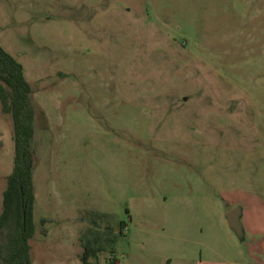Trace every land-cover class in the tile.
<instances>
[{
    "label": "rangeland",
    "instance_id": "rangeland-1",
    "mask_svg": "<svg viewBox=\"0 0 264 264\" xmlns=\"http://www.w3.org/2000/svg\"><path fill=\"white\" fill-rule=\"evenodd\" d=\"M0 43L35 106L33 264L95 235L93 264H264V0H0ZM14 153L0 105V212Z\"/></svg>",
    "mask_w": 264,
    "mask_h": 264
},
{
    "label": "trees",
    "instance_id": "trees-1",
    "mask_svg": "<svg viewBox=\"0 0 264 264\" xmlns=\"http://www.w3.org/2000/svg\"><path fill=\"white\" fill-rule=\"evenodd\" d=\"M0 105L13 117L14 164L7 177L3 208L0 212V264H33L31 238L36 233L34 183L35 106L32 86L24 65L0 43ZM122 222V226H124ZM112 230V229H111ZM109 232L106 239L115 242ZM101 236L95 235L84 244L82 261L93 264L89 258L102 249ZM118 258L110 264H117Z\"/></svg>",
    "mask_w": 264,
    "mask_h": 264
},
{
    "label": "water",
    "instance_id": "water-1",
    "mask_svg": "<svg viewBox=\"0 0 264 264\" xmlns=\"http://www.w3.org/2000/svg\"><path fill=\"white\" fill-rule=\"evenodd\" d=\"M241 209L239 207L233 208L227 213V218L230 226L241 236L242 226L240 222Z\"/></svg>",
    "mask_w": 264,
    "mask_h": 264
},
{
    "label": "crops",
    "instance_id": "crops-1",
    "mask_svg": "<svg viewBox=\"0 0 264 264\" xmlns=\"http://www.w3.org/2000/svg\"><path fill=\"white\" fill-rule=\"evenodd\" d=\"M234 208H236V207H234ZM240 222H241V214H240ZM241 226H242V223H241ZM242 236V235H241Z\"/></svg>",
    "mask_w": 264,
    "mask_h": 264
}]
</instances>
